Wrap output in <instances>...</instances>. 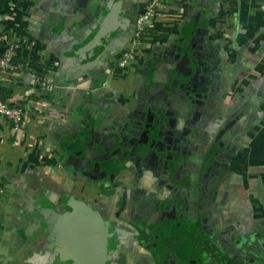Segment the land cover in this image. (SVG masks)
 Returning <instances> with one entry per match:
<instances>
[{"label":"crops","instance_id":"obj_1","mask_svg":"<svg viewBox=\"0 0 264 264\" xmlns=\"http://www.w3.org/2000/svg\"><path fill=\"white\" fill-rule=\"evenodd\" d=\"M149 2L0 0V52L12 42L27 63L0 70L5 101L26 110L19 129L0 115V264H81L70 240L75 206L105 220L114 245L109 264H171L163 253L175 249L186 256L181 264H212V256L217 264L224 247L243 252L234 264H264V0H162L135 42ZM190 49L200 60L190 64L201 70L196 95L208 100L201 114L195 110L201 118L191 119L185 143L192 152L181 161L192 159L202 175L211 171L207 198L199 199L206 207L198 205L202 222L188 228L191 240L155 253L141 241L152 232H136L134 167L115 160L109 185L102 179L109 173L95 170L112 150L105 147L119 145L151 107L171 118L167 106L177 97L158 85L157 68ZM36 75L52 90L38 89ZM197 99L190 94L192 105ZM218 132L228 144H216ZM118 181L128 185L123 215L131 227L116 213L125 198Z\"/></svg>","mask_w":264,"mask_h":264},{"label":"flooded vegetation","instance_id":"obj_2","mask_svg":"<svg viewBox=\"0 0 264 264\" xmlns=\"http://www.w3.org/2000/svg\"><path fill=\"white\" fill-rule=\"evenodd\" d=\"M188 78L189 77L187 75H183V82L188 80ZM174 95L175 97H177L176 101L178 102L180 98L179 93H174ZM171 105L167 106V108L171 109ZM159 109H161L160 111L164 113L166 106H161ZM166 111L168 110L166 109ZM148 114L154 116V119L163 116L161 115V113L157 112V109H155V107H151L148 110L147 115ZM190 119L191 115L186 112L184 113L182 120L177 123V125L179 126L180 124L181 126L185 127ZM152 120L149 121L150 124H153ZM137 123L139 122L135 120L131 125ZM131 125L128 131V135L125 136L126 138H124V140H122L119 145H116L115 147L114 145L110 144L109 147H105L107 151L111 149L112 146V150H110L111 152L107 151L109 153H104V155H102V158L98 160L100 170H95V172L97 173V175L101 176H103L105 172L107 174L109 173L106 177L102 178L105 181L106 185H109L111 184V179L113 177L112 175L116 176L117 173L115 170L116 161L124 162L123 160L126 159V165L129 167H134L132 172L135 173V178L133 180L135 190L132 192L133 196L131 200L139 206V208H137L139 215L137 216L138 220H136L138 228L136 232L139 237H146V235L143 234L144 232L145 234L152 232L151 240H145L144 238H141V241L143 243L148 242L147 245L151 246L155 253H157L158 249L160 248H164L166 251H168L173 241L191 240L190 232L192 230H189L188 228L192 226L191 229H195L194 226H197V224H200L202 222V219L200 220L196 213L197 208L199 207L198 205H200L201 209H204L206 207L205 203L202 205V202H199V199L204 200L207 198V193L205 190L207 179H205V173H203L204 176L201 174L202 169L191 167V164L193 163H190V161L192 159L189 160V162L181 161V159H183L184 157L183 155L192 152V150L189 149V147H187L185 143L189 140L188 137L191 129L185 128V131L179 132L178 135L169 136L166 145L161 142L156 143L155 150H157L158 156L156 154H150V159L152 161H156V163L149 161V164H145L143 159L144 157H146V154L149 152V150H151L150 145L152 144V140L155 137L157 138V134H155L156 132L154 131V129L149 130L148 127L143 128V134H141V136H137L135 133H133V130L135 128H131ZM135 137H139V139H136ZM128 138H131L130 141L128 140ZM128 141L130 143V147L125 146ZM122 148H124V150L121 152ZM133 148H135L136 150L134 151ZM97 149L99 148L94 147L92 151H95ZM132 151H134V154L131 155L130 153ZM210 156L211 154L207 156V160ZM203 162L204 164H206V162L208 161H206L205 158V161ZM110 169L114 170L109 171ZM159 176L161 178H159ZM186 176L194 179V183H192L191 185L189 183L185 185L184 181L186 180ZM197 179H200V184L199 182H197ZM163 183H165L167 190L163 191L164 189L162 190V188L157 189L158 187L162 186ZM115 184H117L116 181ZM118 184L122 185V187H124L125 189V198L122 202V205L116 212L120 218L118 220L120 221L119 223H121V225L131 227L133 226L132 219L124 217L123 215L128 205V185L124 182L119 181ZM198 187L200 190H198ZM161 194H163L162 197L165 198H163V200L159 202L158 206H153V203H151L152 199H154L153 196L156 197ZM165 209H168V216L171 217V222L169 225H164L162 220L158 218L159 211H164ZM168 216L165 217V220L169 219ZM224 231H226L225 228ZM152 239L154 241H152ZM223 253L224 255L222 256V260L220 258L221 263L217 264H234L235 260L241 259V255L243 254L241 250L238 251L232 248L227 249L226 247H224ZM178 254L179 252H177V249H175L172 252L170 251L167 253H163L162 258H166V260L168 259L171 264L174 257L177 258V264H181V259H184L185 262L186 256H179ZM217 258L218 257L212 256V264H215ZM200 262L201 264H207L204 263V261L202 262L201 259L193 262L187 261L185 264H200ZM237 264H240V262H238Z\"/></svg>","mask_w":264,"mask_h":264},{"label":"water","instance_id":"obj_3","mask_svg":"<svg viewBox=\"0 0 264 264\" xmlns=\"http://www.w3.org/2000/svg\"><path fill=\"white\" fill-rule=\"evenodd\" d=\"M72 23L73 22H71V24ZM191 53V49L185 54L178 52V54H176L175 57L170 60L171 63H168L167 61L159 65L155 79L165 91L170 90L171 92H168L173 93L172 95H174V93H179L180 98L178 102L181 107L184 105L185 111L188 110V112L194 113L190 102V94L197 97L198 95H196V93L200 92V88L196 85V81L198 79L197 77H201V70L190 67V64L193 63V61H197V63L200 62V60L197 59L196 54H194V58ZM180 75H187L189 78L183 82L180 81ZM170 114H172V118L168 121L163 116L154 119V116L148 114L143 120L141 119V122L133 126V128H135L133 133H135L137 136H141V134H143V128L148 127L149 130L154 129L156 132L155 134H157V138L155 137L152 140V144L150 145L151 150H149V152L146 154V157L143 159L145 164H149L151 155H157L158 152L155 150V144L159 142H165L168 140L169 136L173 134L172 130H169V127L171 126V122L174 121L173 119L177 117V113L170 112ZM150 120L153 121V124H150ZM135 138L139 139V137ZM130 139L131 138H128L129 141ZM129 141L125 146L130 147ZM123 150L124 148L121 149V152ZM133 150L135 151L136 149L133 148ZM134 151H132L130 154H134ZM159 178L161 177L159 176ZM159 188H162V186L158 187L157 189ZM162 196L163 194L156 197L153 196L154 199L151 201L153 206H158L159 202L165 198ZM168 213V209L159 211L158 218L162 220L164 225H169L171 222V217L168 216ZM166 216L169 217L168 220H165ZM68 220L73 231V236H70L71 246L72 249H77L74 251L76 262H80L81 264H100V262L105 259L104 264H109L112 260L114 245L112 242V236L108 234L109 227L107 228L105 220L102 217H98L96 214L92 213L88 206L87 209L75 206L73 212L71 211ZM108 237L110 239L109 243L107 242ZM76 241H78V243H76ZM172 264H177L176 257L173 258Z\"/></svg>","mask_w":264,"mask_h":264},{"label":"built area","instance_id":"obj_4","mask_svg":"<svg viewBox=\"0 0 264 264\" xmlns=\"http://www.w3.org/2000/svg\"><path fill=\"white\" fill-rule=\"evenodd\" d=\"M161 3L162 0H150L146 9L139 15L136 24L135 42H137L143 32L146 31L149 22L153 19V15ZM16 55V45L12 42H8L5 50L0 54V69L22 70L27 68V63L25 62L17 64L13 62ZM35 84L38 86V89L44 91H50L53 88V85L42 80L40 75L35 76ZM0 115L6 118L14 129H19L24 124L26 110L21 105H13L3 100L0 96Z\"/></svg>","mask_w":264,"mask_h":264},{"label":"rangeland","instance_id":"obj_5","mask_svg":"<svg viewBox=\"0 0 264 264\" xmlns=\"http://www.w3.org/2000/svg\"><path fill=\"white\" fill-rule=\"evenodd\" d=\"M198 99H197V102L194 104V105H192L191 104V106H192V110H193V112L194 113H190V112H188V110L187 111H185L184 110V105L181 107V105L179 104V102H177L176 101V104L175 105H171L172 107H171V109L169 110V112H171V113H173V112H176L177 113V117H175V119H173L174 121H172L171 122V126L169 127V130H172V132H173V134H171V135H178L179 134V132H181V131H185V128H189L190 129V126L192 125V121H191V119L195 116L196 117V119L197 118H201V117H199V115L198 116H196V112H195V109H197L199 112L203 109L202 107H204L205 105H206V101L208 100V97L205 99V96H203V94L201 93V94H198ZM201 99H202V102H201ZM183 109V110H182ZM186 112H188V113H190L191 115H192V117H191V119L189 120V122H188V124L185 126V127H183V126H181L180 124H179V126L177 125V123H179L181 120H182V118H183V115H184V113H186ZM200 114H201V112H200ZM179 115V116H178ZM172 118V117H171ZM170 118V119H171ZM228 127V126H227ZM235 128V127H234ZM225 131H227V130H225ZM184 133V132H183ZM170 135V136H171ZM178 137V136H177ZM225 140V137H223V136H219V132H218V136H217V139H216V144L217 145H223L222 143L224 142L225 144L227 143H229V142H227V141H224ZM167 141L168 140H166L165 142H163V144L164 145H166L167 144ZM149 161H151V162H153V163H156V161H152V160H149ZM161 167V166H160ZM212 167V166H211ZM211 169V168H210ZM211 172V171H210ZM210 172H207V174L205 175V179H208L209 178V174H210ZM165 174V173H164ZM214 181V180H213ZM211 182V181H210ZM214 184H215V181H214ZM162 188L164 189L163 191H165V190H167V187H166V185L163 183L162 184ZM207 191V190H206Z\"/></svg>","mask_w":264,"mask_h":264},{"label":"trees","instance_id":"obj_6","mask_svg":"<svg viewBox=\"0 0 264 264\" xmlns=\"http://www.w3.org/2000/svg\"><path fill=\"white\" fill-rule=\"evenodd\" d=\"M2 52H0V54H1ZM20 57H19V55L17 54L15 57H14V60H13V62L15 63V64H17V63H20V59H19ZM21 62H22V60H21ZM1 70V69H0ZM9 92L8 91H5L4 89H3V87H1L0 86V96H1V98L3 99V100H7V98L9 97Z\"/></svg>","mask_w":264,"mask_h":264}]
</instances>
